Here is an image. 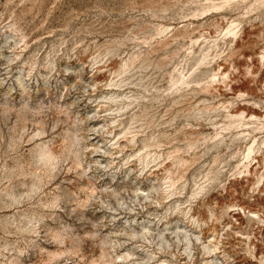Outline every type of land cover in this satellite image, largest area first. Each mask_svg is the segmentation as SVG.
<instances>
[{
  "label": "rangeland",
  "instance_id": "obj_1",
  "mask_svg": "<svg viewBox=\"0 0 264 264\" xmlns=\"http://www.w3.org/2000/svg\"><path fill=\"white\" fill-rule=\"evenodd\" d=\"M0 264H264V0H0Z\"/></svg>",
  "mask_w": 264,
  "mask_h": 264
},
{
  "label": "bare ground",
  "instance_id": "obj_2",
  "mask_svg": "<svg viewBox=\"0 0 264 264\" xmlns=\"http://www.w3.org/2000/svg\"><path fill=\"white\" fill-rule=\"evenodd\" d=\"M255 113V112H254ZM257 113V112H256ZM251 115H252V113H251ZM254 116V115H253ZM257 118V117H256ZM233 211V210H232ZM234 212V211H233ZM236 214V213H235ZM231 215V214H230ZM233 215H234V213H233ZM232 216V215H231ZM233 217V216H232Z\"/></svg>",
  "mask_w": 264,
  "mask_h": 264
}]
</instances>
